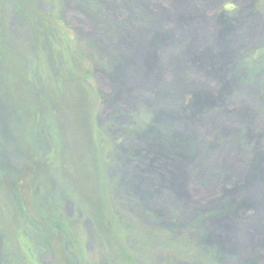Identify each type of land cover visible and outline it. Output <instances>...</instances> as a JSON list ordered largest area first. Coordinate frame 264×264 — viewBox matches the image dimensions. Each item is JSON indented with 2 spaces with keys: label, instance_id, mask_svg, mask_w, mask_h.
Here are the masks:
<instances>
[{
  "label": "rangeland",
  "instance_id": "obj_1",
  "mask_svg": "<svg viewBox=\"0 0 264 264\" xmlns=\"http://www.w3.org/2000/svg\"><path fill=\"white\" fill-rule=\"evenodd\" d=\"M62 3L95 57L97 142L134 264H264V0ZM6 25L10 44L36 53L22 15L9 11ZM8 119L0 105V172L12 180L25 158ZM71 137L67 177L49 175L53 197L78 226L88 264H131L66 194L77 190L67 182L79 156ZM2 246L0 233V264Z\"/></svg>",
  "mask_w": 264,
  "mask_h": 264
},
{
  "label": "trees",
  "instance_id": "obj_2",
  "mask_svg": "<svg viewBox=\"0 0 264 264\" xmlns=\"http://www.w3.org/2000/svg\"><path fill=\"white\" fill-rule=\"evenodd\" d=\"M39 1L0 0V105L9 115V132L25 158L12 180H5L0 172L3 263L88 264L80 230L55 201L48 183L61 170L67 177L61 161L65 140L73 136L79 156L73 161L74 179L67 182L77 190L64 191L86 205L98 236L121 252L119 261L125 257L134 264L108 185L109 166L97 142L102 133L91 76L95 57L85 42L78 43L63 16L62 0H48L53 5L49 10H41ZM9 11L26 19L36 53L8 42ZM83 138L86 156L83 149L78 150ZM59 181L63 184L65 177Z\"/></svg>",
  "mask_w": 264,
  "mask_h": 264
}]
</instances>
